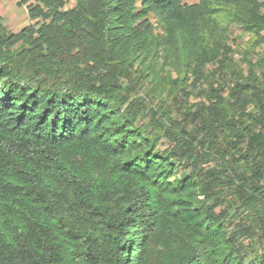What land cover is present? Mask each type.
Returning a JSON list of instances; mask_svg holds the SVG:
<instances>
[{
  "label": "trees",
  "instance_id": "trees-1",
  "mask_svg": "<svg viewBox=\"0 0 264 264\" xmlns=\"http://www.w3.org/2000/svg\"><path fill=\"white\" fill-rule=\"evenodd\" d=\"M17 4L31 23L0 16V264H264V55L237 60L230 35L264 44V0Z\"/></svg>",
  "mask_w": 264,
  "mask_h": 264
},
{
  "label": "rangeland",
  "instance_id": "rangeland-1",
  "mask_svg": "<svg viewBox=\"0 0 264 264\" xmlns=\"http://www.w3.org/2000/svg\"><path fill=\"white\" fill-rule=\"evenodd\" d=\"M19 0H0V16L4 20V24L9 31L17 32L25 25L31 23L28 16V11L26 5L19 6L17 4ZM66 8L71 7L74 4V0H66ZM187 2L193 3L196 0H186ZM154 21V17H152ZM156 31H161V26L156 25ZM230 35H231V42L233 47L237 50L236 52V59L241 60L243 57V52L248 51V54L253 56L255 59L264 55V44L255 47L253 45V39L251 34L245 33L241 28L237 25H230ZM175 75V73L173 74ZM148 87L147 82L143 84L140 90V94L144 95L147 93ZM199 98L193 96L191 101H196ZM146 109L143 111L142 116L138 120V124L147 123L151 117L150 109L160 106V101L157 98H154L152 95H147L146 101ZM173 105V104H172ZM167 106H165V109ZM171 109L173 116H177L176 109L172 106ZM169 144V141L166 138H163L160 143V147L164 148Z\"/></svg>",
  "mask_w": 264,
  "mask_h": 264
},
{
  "label": "crops",
  "instance_id": "crops-1",
  "mask_svg": "<svg viewBox=\"0 0 264 264\" xmlns=\"http://www.w3.org/2000/svg\"><path fill=\"white\" fill-rule=\"evenodd\" d=\"M198 0H196L195 2H197ZM194 3V2H193Z\"/></svg>",
  "mask_w": 264,
  "mask_h": 264
}]
</instances>
